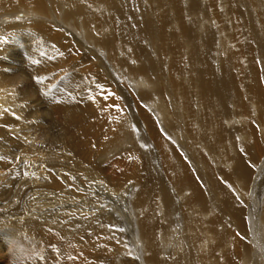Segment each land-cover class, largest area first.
<instances>
[{"label": "bare ground", "instance_id": "1", "mask_svg": "<svg viewBox=\"0 0 264 264\" xmlns=\"http://www.w3.org/2000/svg\"><path fill=\"white\" fill-rule=\"evenodd\" d=\"M0 25V264H250L264 0H0Z\"/></svg>", "mask_w": 264, "mask_h": 264}, {"label": "rangeland", "instance_id": "2", "mask_svg": "<svg viewBox=\"0 0 264 264\" xmlns=\"http://www.w3.org/2000/svg\"><path fill=\"white\" fill-rule=\"evenodd\" d=\"M0 27H1V25H0ZM76 56H79V59H81V54L80 55H77L76 54ZM114 75V74H113ZM113 77H117V78H115V82L117 83V87H122V88H124V89H128L129 88V86H128V83L126 82V81H122V80H120L121 78H120V76H118V74L116 75H114ZM264 78H262V83H263V87H264V80H263ZM122 82V83H121ZM126 82V83H125ZM123 89V90H124ZM119 91V90H118ZM230 147V144L228 143L227 144V146H226V148H229ZM264 159V146H263V144H262V154H260V160H261V162H260V164L263 162L262 160ZM260 164H258V165H260ZM258 165H254L255 166V168H256V166H258ZM255 185H252V187L250 188V191L248 192V194H249V196H251V195H255L254 197L253 196H251V198H250V202H249V204L247 205V216H246V218H248V216H249V218L247 219V229H248V231L250 232V228H251V226H253V230H254V234L252 235V236H254L253 238H252V243H254L253 245H256L254 248H251L252 250L250 251V253H249V256H248V259H250V260H248L247 259V261L250 263V264H260V263H262V261H264V259H262L263 257V255L261 256V252L264 254V240H263V238H261L262 237V231L258 228V221L257 222H255L254 223V221H256L257 220V218L259 217V215L261 214V215H264V171L261 173V175H260V177H259V179H258V181L256 182V183H254ZM259 188V189H258ZM260 190H261V192H260ZM252 193V194H251ZM258 196V197H257ZM253 197V198H252ZM257 197V198H256ZM255 199H257V200H255ZM256 201V202H255ZM253 203V204H252ZM256 204H257V206H256ZM254 205V206H253ZM249 206V207H248ZM252 207V208H251ZM255 213V214H254ZM253 214V215H252ZM258 214V215H257ZM254 215H257L256 217L254 216ZM256 218V220H255V218ZM260 218V217H259ZM186 222L187 221H185L184 219H183V225H186ZM252 222V223H251ZM255 224L257 225L256 227H254L255 226ZM251 231H252V229H251ZM256 233V234H255ZM260 238V239H259ZM256 240V241H255ZM259 241V242H258ZM263 241V242H262ZM263 245H262V244ZM256 249V250H255ZM257 251V252H256ZM255 254V255H254ZM257 254H260V255H257ZM252 256H253V258H252ZM257 256V257H256ZM260 256V257H259ZM260 258V261H258V259ZM135 264V263H134ZM136 264H140V263H136ZM142 264H143V262H142Z\"/></svg>", "mask_w": 264, "mask_h": 264}]
</instances>
